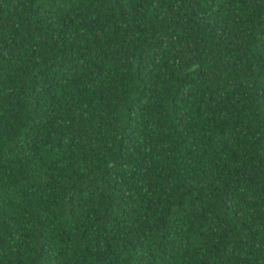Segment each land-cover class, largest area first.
Segmentation results:
<instances>
[{"label":"trees","instance_id":"1","mask_svg":"<svg viewBox=\"0 0 264 264\" xmlns=\"http://www.w3.org/2000/svg\"><path fill=\"white\" fill-rule=\"evenodd\" d=\"M0 264H264V0H0Z\"/></svg>","mask_w":264,"mask_h":264}]
</instances>
